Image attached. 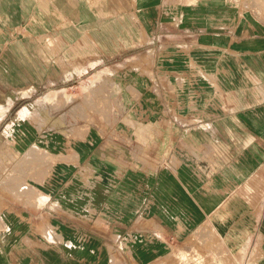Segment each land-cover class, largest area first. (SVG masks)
<instances>
[{
  "label": "crops",
  "instance_id": "obj_1",
  "mask_svg": "<svg viewBox=\"0 0 264 264\" xmlns=\"http://www.w3.org/2000/svg\"><path fill=\"white\" fill-rule=\"evenodd\" d=\"M263 17L264 0H0V142L46 157L34 195L0 186V264L123 245L152 264L208 234L264 264Z\"/></svg>",
  "mask_w": 264,
  "mask_h": 264
},
{
  "label": "rangeland",
  "instance_id": "obj_2",
  "mask_svg": "<svg viewBox=\"0 0 264 264\" xmlns=\"http://www.w3.org/2000/svg\"><path fill=\"white\" fill-rule=\"evenodd\" d=\"M183 3L188 6L191 4L190 1ZM261 19L264 21V17ZM46 105L48 107H57L59 105V97H45L39 102L38 106L44 109ZM31 107L33 113L26 111L27 118L31 120L40 118V113L35 106L31 105ZM8 111L9 108L0 106V121L7 115ZM14 143L12 140L0 142V186L4 191H7L10 195L13 194L16 198L29 194L34 195L37 190L34 187L35 184L32 181V175L27 170L29 169L28 167L38 164L40 160L43 161L46 157L41 155V149L38 145L30 149L27 155H25V153L22 154V151H18V146ZM2 176L4 177L1 178ZM47 239L52 244L56 242L54 235L47 236ZM191 241L187 245H182L179 248H174L164 253L157 262L152 264H238L235 258L228 257L222 251V248L216 242L213 235L208 234L207 237L198 235L193 240L196 241L195 243H191ZM119 250V252L103 251L97 254L99 263L136 264L133 261L134 258L131 253H128L127 257L125 256L123 252L124 245L120 246Z\"/></svg>",
  "mask_w": 264,
  "mask_h": 264
}]
</instances>
